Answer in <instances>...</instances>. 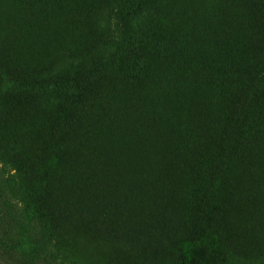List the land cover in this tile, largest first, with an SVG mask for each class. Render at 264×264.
Wrapping results in <instances>:
<instances>
[{
	"label": "rangeland",
	"instance_id": "1",
	"mask_svg": "<svg viewBox=\"0 0 264 264\" xmlns=\"http://www.w3.org/2000/svg\"><path fill=\"white\" fill-rule=\"evenodd\" d=\"M263 214L264 0H0V264H264Z\"/></svg>",
	"mask_w": 264,
	"mask_h": 264
},
{
	"label": "trees",
	"instance_id": "2",
	"mask_svg": "<svg viewBox=\"0 0 264 264\" xmlns=\"http://www.w3.org/2000/svg\"><path fill=\"white\" fill-rule=\"evenodd\" d=\"M5 95L7 94V99L8 97L11 98L12 93L11 92H4ZM244 115V114H243ZM243 115H238V116H232L230 120V126L227 128V132L224 133V147L227 148L230 144H232V141L236 138L238 134L242 132L244 129V121L242 120ZM246 121L248 122V115H244ZM226 136V137H225ZM184 264H207V259L206 258H196V259H191L185 262Z\"/></svg>",
	"mask_w": 264,
	"mask_h": 264
},
{
	"label": "bare ground",
	"instance_id": "3",
	"mask_svg": "<svg viewBox=\"0 0 264 264\" xmlns=\"http://www.w3.org/2000/svg\"><path fill=\"white\" fill-rule=\"evenodd\" d=\"M256 211H257V210H256ZM260 212H261V211H260ZM255 214H256V213H255ZM257 214H258V213H257ZM263 215H264V214H263ZM259 219H260V218H259ZM262 219H263V218H262ZM252 221H253V220H252ZM257 222H260V221H257ZM257 222H255V223H257ZM260 224H261V223H260ZM257 225H259V224H257ZM257 225H255V227H256ZM261 225L263 226V223H262ZM261 225H259V226H261ZM251 226H252V224H251ZM253 226H254V225H253ZM259 226H258V227H259ZM262 228H264V227H262ZM256 229L259 230V228H257V227H256ZM262 230H263V229H262ZM250 231H251V230H250ZM259 231H260V230H259ZM263 231H264V230H263ZM263 231H262V232H263ZM258 233H259V232H258ZM263 236H264V235H263ZM263 240H264V239H263Z\"/></svg>",
	"mask_w": 264,
	"mask_h": 264
}]
</instances>
